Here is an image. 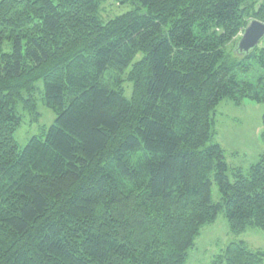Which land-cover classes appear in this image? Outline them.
Instances as JSON below:
<instances>
[{
	"label": "trees",
	"instance_id": "1",
	"mask_svg": "<svg viewBox=\"0 0 264 264\" xmlns=\"http://www.w3.org/2000/svg\"><path fill=\"white\" fill-rule=\"evenodd\" d=\"M104 2L0 0V264H186L222 211L235 236L264 230V157L231 179L209 144L222 100L264 103V39L235 50L264 0H117L109 19ZM40 79L58 116L20 149Z\"/></svg>",
	"mask_w": 264,
	"mask_h": 264
},
{
	"label": "rangeland",
	"instance_id": "2",
	"mask_svg": "<svg viewBox=\"0 0 264 264\" xmlns=\"http://www.w3.org/2000/svg\"><path fill=\"white\" fill-rule=\"evenodd\" d=\"M103 6L109 17L121 15L131 9L130 5L119 4L117 0H105ZM105 19V20H107ZM232 44L228 45V49ZM236 50V48H235ZM139 55L136 60L140 59ZM135 60V61H136ZM126 96L133 93V83H126ZM34 96L37 101L38 114L24 108L23 102H18L17 110L21 116V124L15 133V139L20 149L25 148L33 136L49 129L56 121L57 112L50 108L45 99V84L42 79L36 82ZM24 97L28 94L24 92ZM214 136L209 144L219 143L224 149L226 162L230 167L228 175L231 179L232 168H239L248 174L251 167L264 157V103L245 99L236 103L231 99H224L217 106L214 115ZM214 201H220L219 185H212ZM243 240L252 250L264 252V230L249 227L244 233L235 236L230 231V225L225 211L220 212L216 222L202 228L195 240V245L189 250L186 264H226L220 257L228 245L233 241ZM264 264V261L261 263Z\"/></svg>",
	"mask_w": 264,
	"mask_h": 264
},
{
	"label": "water",
	"instance_id": "3",
	"mask_svg": "<svg viewBox=\"0 0 264 264\" xmlns=\"http://www.w3.org/2000/svg\"><path fill=\"white\" fill-rule=\"evenodd\" d=\"M264 39V23L252 20L242 32L241 38L236 44V52L244 55L256 48Z\"/></svg>",
	"mask_w": 264,
	"mask_h": 264
}]
</instances>
